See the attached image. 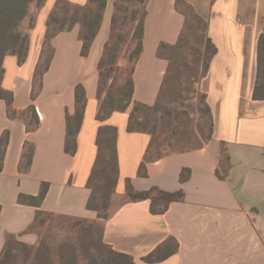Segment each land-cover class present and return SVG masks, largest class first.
Wrapping results in <instances>:
<instances>
[{"label":"crops","instance_id":"obj_1","mask_svg":"<svg viewBox=\"0 0 264 264\" xmlns=\"http://www.w3.org/2000/svg\"><path fill=\"white\" fill-rule=\"evenodd\" d=\"M69 1L86 5L89 0ZM116 1L107 0L100 30L86 56L79 24L45 43L47 21L57 2L46 0L30 31L26 60L20 63L14 54L4 58L2 86L13 93L14 116L0 97V140L6 133L9 138L0 170V251L9 234L31 243L38 240L36 233L24 235L39 211L98 219L97 212L88 209L89 180L98 159L99 129L109 125L117 128L114 192L127 199L104 219L105 243L132 255L138 264H264V99L254 97L264 0H183L208 22V36L217 47L200 80L213 132L204 145L160 157L150 154L147 162L152 136L129 131L130 118L136 102L153 106L158 101L169 66L158 54L159 47L178 42L186 15L178 0L145 1L133 102L100 121L99 63L111 35ZM47 48L50 65L36 90V69ZM79 84L87 102L77 151L71 154L66 150L67 117L76 113ZM44 183L49 189L40 206L20 202L22 194L37 196ZM129 186L137 191L154 187L181 191L183 197L170 203L166 212L155 214L150 199H129ZM171 239L178 244L174 253L162 260H144L161 246L168 250Z\"/></svg>","mask_w":264,"mask_h":264},{"label":"trees","instance_id":"obj_2","mask_svg":"<svg viewBox=\"0 0 264 264\" xmlns=\"http://www.w3.org/2000/svg\"><path fill=\"white\" fill-rule=\"evenodd\" d=\"M137 2L139 3L140 7L133 10L130 19L133 23L132 27V39L131 43L135 45L132 52L129 55V62L119 63V51L121 49L120 43L114 42L115 41V33L117 28L120 24V21L127 20V16H123L122 18L119 16V13L124 10L121 4L125 2ZM146 0H117L115 2V10L112 17V24H111V35L109 40L106 42L104 54L99 63V92L98 98L100 100V106L98 110L97 118L100 121H105L108 119L114 111H125L133 102V94H134V81H133V69L134 64L138 57L141 55L143 50V36H144V24H145V11L144 6ZM34 2H37L40 5H43L46 0H0V97L5 99L8 104V114L10 116H14L13 111V93L9 90H6L2 86V80L4 76V58L8 54L17 55L19 58V62L23 63L28 55L29 47H30V31L33 29L34 25L30 27L29 32L23 33L19 26L21 22L26 18L28 13V8ZM184 3L188 8L187 5L183 0H178V5ZM107 6V0H89L86 5H78L71 3L69 0H57L54 9L52 10L49 19L47 21V32L45 35V43L48 44L52 37H54L57 33L69 30L74 25H80V38L83 41V48L82 54L87 55L90 51L92 43L94 42L95 38L98 35L100 30L104 11ZM73 8V12L71 15L69 12V8ZM62 12L64 14L61 17L58 12ZM190 10L194 11L192 8ZM186 15V24L182 30L180 38L178 42L174 45L162 43L159 47L158 54L162 57H165L168 62V70L164 76V80L162 83V87L160 90V94L165 89L167 82L171 76V70L173 69L174 63L169 55V52H174L176 55L181 54V50L185 47V33L187 29V20L188 15L184 11ZM198 21L205 24L208 31V22H204L205 20L201 18L196 12H194ZM53 25H56V28L53 29ZM130 33V34H131ZM118 39L125 41V37L123 35L118 34ZM207 44L209 48H211L210 54L207 56V59L204 61L202 77L206 74L209 69L210 61L213 56L217 53V47L213 43L212 39L208 36ZM50 65L49 59L44 64V68L41 70V66L38 65L36 69V77H35V87L36 90L40 88V82L38 83V77L41 76L48 70ZM41 67V68H40ZM120 70H128L129 76L124 82V84L115 92L113 88L115 86L114 80L109 85L108 90H106L105 85L108 83L110 79V73L114 72V69ZM106 90V91H105ZM159 94V97H160ZM34 97V96H33ZM202 99L206 101V94H201ZM254 97L256 99H264V32L261 34L259 39V69H258V79L255 86ZM159 99V98H158ZM76 113L73 116L68 115V132H67V144L66 150L71 153L75 154L77 151V134L81 128L84 112L86 108V91L82 84L77 85L76 88ZM207 103V102H206ZM159 106L158 101L153 106L145 105L142 103H135L134 108L132 111V116L130 118L128 130L135 132V131H143L149 133L153 136L154 132L144 129L143 121L141 118H145L148 112H152L156 110ZM30 110L36 113L35 107H30ZM207 110L211 113L210 107L207 103ZM36 116H38L36 114ZM213 132V124H211V135ZM210 135V136H211ZM8 134H4L0 140V170L3 167L4 161V154H5V146L8 143ZM154 140H151L150 148L148 150V154L146 155L145 161L147 162L151 159L150 154L152 152ZM98 146H99V153L98 159L96 162V166L94 167L93 173L89 180V187L92 188V195L88 201V209L94 210L98 214V218L100 219H107L109 214L107 213L109 207V198L110 194H102L103 198H105L104 202L100 204L98 202V194L101 192V185L95 186L94 179L95 174L98 171V164L102 161L104 162V169L103 172L107 170V166L105 163L114 169V173L116 175L115 183L117 180L118 175V167H117V128L109 125L101 126L99 129L98 135ZM105 154H108L106 157ZM161 155H158L160 157ZM31 161V155L28 158V163ZM142 166H145V162L142 163ZM183 176V175H182ZM49 189V184L44 183L42 185L41 191L37 196H27V195H20V202L21 203H29L33 205L40 206L41 203L44 201L46 194ZM115 191V190H114ZM113 191V192H114ZM112 192V193H113ZM128 197L131 201H141V200H151V210L155 214L164 213L168 209L170 203L174 201H179L183 197V193L181 191L178 192H169L160 190L158 188H152L147 191H137L134 190L131 186L128 187L127 190ZM1 205H0V213H1ZM42 214H49L43 211H39L35 223L39 216ZM80 218V217H79ZM82 218V217H81ZM82 220V219H81ZM35 223L33 225H35ZM95 223V222H93ZM32 225V226H33ZM34 227V226H33ZM102 234H101V241L99 244L100 253L98 255H93L89 259V264H138L134 257L130 254L117 251L113 249L109 244L105 243L103 239L104 233V225L102 224ZM17 240L18 237L14 234H9L8 239L6 241V245L8 249L3 251V254L0 256V264H11L9 260H11V243ZM173 242V246L170 245L168 250H165L163 246L159 247L154 253L149 254L144 258V260L148 262H153L158 259H165L172 253L177 250L178 244L176 241L171 239L168 241V244ZM30 245V244H29ZM23 244L26 248H28L27 253V264H53L52 256L50 255V251L48 247L44 245L43 250V258L41 259V249H38L34 252V246H29ZM33 250V251H32ZM32 252V253H31ZM158 254V255H157ZM32 256V261H30ZM63 260L60 264H80L78 259L75 257V253L70 257L66 258L65 254H63ZM156 256V257H155ZM34 260V263H33Z\"/></svg>","mask_w":264,"mask_h":264},{"label":"rangeland","instance_id":"obj_3","mask_svg":"<svg viewBox=\"0 0 264 264\" xmlns=\"http://www.w3.org/2000/svg\"><path fill=\"white\" fill-rule=\"evenodd\" d=\"M43 5L37 2L30 5L26 18L19 26V29L23 33L29 32ZM121 5L124 10L119 13V16L121 18L127 16L128 18L125 21H120L115 33L114 42L117 41L118 44L120 43L121 49L119 51L118 61L123 64L129 62V55L135 47L131 43L133 23L130 16L133 10L140 7V5L135 1L125 2ZM180 5L188 15L185 47L179 55H176L174 52H169L174 66L171 70L169 81L158 99L159 106L156 110L148 112L144 119L141 118L144 129L154 132L152 136L154 140L151 152L152 156L199 147L204 145L211 135L212 115L207 110V103L202 99L201 94L203 92L200 89L201 74L203 72L201 67L211 52V48L207 44L208 31L205 24L198 21L194 11L190 10L183 3ZM143 8L142 6L141 9ZM69 12L70 14L68 15H71L73 12L72 7L69 8ZM58 14L61 17L64 16L60 10ZM55 28L56 25H53V29ZM118 34L123 35L126 40L122 41L118 39ZM48 55L49 48L46 49L45 57L40 63L41 70L48 61ZM128 76V70L114 69V72L110 73L108 83L105 85L106 90H108L110 83L114 80L115 86L113 91L116 92L124 84ZM39 82L40 75L38 77ZM105 156L107 157L108 154H105ZM105 166H107V170L104 173V162L101 161L98 164L94 184L98 187L100 184L102 187L97 200L100 204L105 200L102 194L107 193L111 195L107 210V213L110 215L127 198L115 195V192H113L115 190L116 178L114 169L106 163ZM103 223L104 219L100 218L90 219L57 214H42L39 216L37 223L33 225L34 227L29 228L27 234L24 235L29 236V233H36L38 240L33 243L20 239L18 241L14 240L10 245L11 260L9 261L11 264H27V253L29 249L23 246V244H30L29 246H34V252L37 249L38 251L41 249V259L43 258L44 245L47 246L52 256L53 264L61 263L64 258L62 253L65 254L67 259L75 253V257L80 264H89V259L93 255H98L101 252L99 244ZM5 225H10V221L6 220ZM4 237V233L1 234V238L3 239ZM7 239L8 235L0 251V256L5 249H8V246H5ZM32 256L34 255H31L30 261H32Z\"/></svg>","mask_w":264,"mask_h":264}]
</instances>
